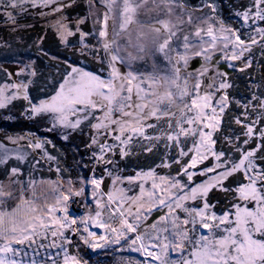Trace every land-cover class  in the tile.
I'll list each match as a JSON object with an SVG mask.
<instances>
[{"label": "snow or ice", "instance_id": "snow-or-ice-1", "mask_svg": "<svg viewBox=\"0 0 264 264\" xmlns=\"http://www.w3.org/2000/svg\"><path fill=\"white\" fill-rule=\"evenodd\" d=\"M75 3L0 0V11L14 25L16 16L10 9L27 12L25 5L41 17L61 13L51 25L59 42L67 46L68 37L78 33V50L84 55L90 49L101 65L93 72L68 63L63 78L53 82V94L38 103L29 98L27 83L0 85V109L22 93L28 119L48 121L47 132L63 129L60 138L65 141L73 132L87 134L88 147L98 149L91 158L113 165L117 173L123 169L109 154L115 157L118 152L123 160L134 148L152 153L163 147L165 152L159 164L135 176L123 177L106 167L114 187L105 192L103 177L95 175L81 178L79 188L72 180L67 187L31 176L25 180L21 168L9 163H25L28 154L0 143V168L6 176L0 180V264H61V253L62 264H88L69 254L72 236L94 250L118 246L112 251L143 258H121L117 264H264V92L253 82L256 91L235 100L228 91L233 87L230 74L219 67L223 61L243 73L254 63H264V0H250L248 7L233 13L242 21L239 28L219 16L216 0H202L192 10L186 0H85L86 15H64ZM101 5L106 9L102 16ZM89 19L99 25L92 33L81 28ZM73 21L74 29L69 27ZM90 35L97 39L95 46L88 43ZM157 57L165 61L163 70ZM197 58L200 67L189 71ZM148 61L151 71L136 67ZM233 103L242 109L232 118L241 130L223 137L229 151L217 150L216 133ZM26 138L7 137L13 144ZM51 143L35 137L28 148L55 161L45 148ZM172 149L177 150L174 157L169 156ZM39 164L36 160L31 167L35 170ZM173 164L180 166L175 176L156 170ZM56 171L60 172L58 166ZM237 174L242 179L227 183ZM125 182L138 186L139 192L128 195L130 188L119 187ZM87 185L96 208L72 217L69 204L85 194ZM214 191L231 197L219 211L220 201L211 199ZM41 249L46 255L38 259Z\"/></svg>", "mask_w": 264, "mask_h": 264}, {"label": "rangeland", "instance_id": "rangeland-1", "mask_svg": "<svg viewBox=\"0 0 264 264\" xmlns=\"http://www.w3.org/2000/svg\"><path fill=\"white\" fill-rule=\"evenodd\" d=\"M202 0H186V3L190 6L189 10L200 6ZM218 5L219 16L225 20L226 23L233 27H241L242 21L234 17L235 11L242 10V7H248L250 0H216ZM29 8L27 12L21 13L19 8L10 9L13 15L16 16V24H12L7 20L5 14L0 11V85H10L12 83H27L28 84V95L33 102H39L41 99L50 97L53 92V82L61 80L63 73L67 68V64H73L74 66L79 65L88 71L96 72L100 69L101 65L93 59V55L90 54V49L86 50V54L82 55L78 50L80 48L79 34L68 37V45L61 44L54 34L51 25L55 23V20L61 15L56 13L55 15H47L41 17L36 14V9H31L30 6L25 5ZM106 9L103 5L99 6L98 11L102 14ZM47 11V9H45ZM204 12H208V9H204ZM64 15L69 17L84 16L87 14V8L85 0H76L73 7L64 10ZM201 12H195V15H202ZM143 18V17H141ZM111 20L109 24L111 25ZM258 24L260 22H257ZM24 25H31L30 27H22ZM70 28H75L76 25L73 22H69ZM94 27L98 29L99 25L93 24V19L87 20V22L81 25L83 31L92 33ZM190 30V29H186ZM247 33L248 29H244ZM40 37H45L43 41H40ZM90 46L97 44V39L93 36L87 37ZM41 49L44 51L42 52ZM44 52L48 53L47 55ZM254 56L257 61L260 60V49L254 48ZM56 57L57 59H53ZM196 60L190 62L189 71L193 68H199L200 65H194ZM157 63L161 69L165 68V61L162 57H157ZM239 63V62H236ZM5 64V66H3ZM77 64V65H75ZM3 66V68H1ZM140 71L145 69L151 71V61L146 64L136 65ZM219 67L222 70L231 73L229 79L231 80L233 87L229 89V94L235 98V100H244L250 97L252 91H256L253 87L255 85L260 86V91L264 92V63H254L251 68L246 69L245 72L241 73L238 70L233 71L227 67L225 62H221ZM124 71H128L124 68ZM35 72L36 75L32 76L31 73ZM11 74V76L9 75ZM10 91H14L10 90ZM7 94V93H6ZM28 107V102L22 98L13 100L7 107L0 109V143H2L7 149L13 150L18 149L22 152H26L27 161L20 164L15 159L11 160L9 167L19 166L23 173V179L27 180L29 176L37 181H60L64 183V187H67L66 182L72 180L74 187L79 188L81 178H88L93 175L96 177H109L108 191L114 186L112 183V177L106 172L105 168L113 169L114 174L120 176H135L136 172L143 169L147 170L150 167L154 168L160 163L161 157L163 156L165 149L160 147L158 150H154L152 153H144L138 148L133 149V155L121 160L119 153L115 157L109 154V158L114 159L118 162V169L123 171L116 172L113 165H105L104 163H96L91 157L93 151H98L95 147H88L90 138L87 134H81L80 132H73L69 136L67 141L60 138V133L63 129H59L56 132H47L45 129L49 126L46 120H31L24 115L25 108ZM242 109L237 108L236 104L233 103L231 110H229L224 116V123L220 132L216 133V139L219 143L216 145L217 150L229 151V148L224 144L223 137L230 133V130H236L239 132L241 129L235 124L232 119L234 115H238ZM3 123H6L5 125ZM85 129V133H87ZM45 138L52 141L51 144L45 146L47 152L52 156L56 157L55 161H46L42 159V153L40 150L33 151L28 148L29 139L35 142V137ZM24 136L26 139L19 140L17 144L10 143L7 137H18ZM55 145V147H53ZM190 146V145H189ZM177 153L176 149L169 151V156L174 157ZM234 158L238 159L239 154L235 153ZM188 158H185V163ZM36 160H40V164L35 170L31 167ZM78 166V170H69L68 166ZM57 166L60 169L58 173L56 171ZM179 165L173 164L171 168H158L157 172L161 175H172L175 176L179 170ZM83 172L81 171V169ZM95 168V172L93 169ZM85 172V173H84ZM204 177H197V180H202ZM242 179L241 174L230 178L227 183H233L236 180ZM0 180H6L3 168H0ZM103 186V184H102ZM101 186V187H102ZM44 188H48V185H44ZM125 189H131L128 195H133L139 192V188L136 185H128L126 182L119 185ZM212 201L215 203L216 200L220 201L217 205V211L222 207H225L231 197L223 192L214 191L210 194ZM215 195V196H214ZM15 202H11L10 206H14ZM75 208L83 209L82 213H76L73 211ZM95 201L92 198V187L87 185L85 188V194L80 197H73L72 202L69 204V212L72 217L79 218L86 215L88 212L95 210ZM155 212L153 213V215ZM91 231L97 232L98 234L102 231L100 229L91 228ZM71 236V233H67ZM73 245L69 247L70 255H78L82 261H87L88 264H117V261L121 258L132 257L135 259H143L137 253L128 251L115 252L112 248L118 246H110L109 248L92 249L80 241L78 236H72ZM41 257L43 258L46 253L45 250L41 249ZM47 252L55 254L56 249H48ZM173 258L175 254H172ZM31 253L29 254V259ZM63 254L60 255V262L62 264Z\"/></svg>", "mask_w": 264, "mask_h": 264}, {"label": "trees", "instance_id": "trees-1", "mask_svg": "<svg viewBox=\"0 0 264 264\" xmlns=\"http://www.w3.org/2000/svg\"><path fill=\"white\" fill-rule=\"evenodd\" d=\"M75 65H77V64H75ZM3 66H5V64H3ZM3 66H1V68H3ZM77 66H79V65H77ZM4 69V68H3ZM230 75H231V73H229ZM263 81H264V78H263ZM1 123V122H0ZM4 125L6 124V123H3ZM1 128V127H0ZM0 131H1V129H0ZM34 137H35V135H33ZM68 168H69V170L71 171V169H73L74 168V170H78L79 169V167L78 166H76V167H74V164L73 165H69L68 166ZM81 169V171L83 172V170H82V168H80ZM85 173V172H84ZM215 196V195H214ZM73 209V208H72ZM73 211H75L76 213H79V212H83V209H81V208H75V210L73 209Z\"/></svg>", "mask_w": 264, "mask_h": 264}, {"label": "water", "instance_id": "water-1", "mask_svg": "<svg viewBox=\"0 0 264 264\" xmlns=\"http://www.w3.org/2000/svg\"><path fill=\"white\" fill-rule=\"evenodd\" d=\"M109 184V177H106L105 179H104V183H103V186H102V189L105 191V192H107L108 191V185ZM156 215V213L154 214V216Z\"/></svg>", "mask_w": 264, "mask_h": 264}, {"label": "flooded vegetation", "instance_id": "flooded-vegetation-1", "mask_svg": "<svg viewBox=\"0 0 264 264\" xmlns=\"http://www.w3.org/2000/svg\"><path fill=\"white\" fill-rule=\"evenodd\" d=\"M201 62H202L201 60H196V61L194 62V65H195V66H196L197 64H199V65H200V64H201Z\"/></svg>", "mask_w": 264, "mask_h": 264}, {"label": "built area", "instance_id": "built-area-1", "mask_svg": "<svg viewBox=\"0 0 264 264\" xmlns=\"http://www.w3.org/2000/svg\"><path fill=\"white\" fill-rule=\"evenodd\" d=\"M79 213H81V212H79Z\"/></svg>", "mask_w": 264, "mask_h": 264}]
</instances>
